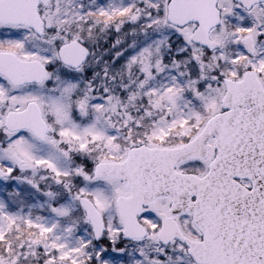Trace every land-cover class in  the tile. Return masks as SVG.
I'll return each mask as SVG.
<instances>
[{
    "label": "snow or ice",
    "instance_id": "6c2138e0",
    "mask_svg": "<svg viewBox=\"0 0 264 264\" xmlns=\"http://www.w3.org/2000/svg\"><path fill=\"white\" fill-rule=\"evenodd\" d=\"M0 264H264V0H0Z\"/></svg>",
    "mask_w": 264,
    "mask_h": 264
}]
</instances>
